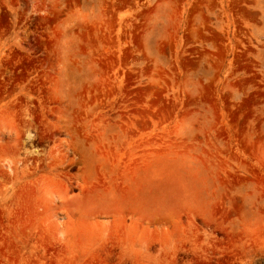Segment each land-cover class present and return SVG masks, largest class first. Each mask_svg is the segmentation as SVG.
<instances>
[{"label":"rangeland","instance_id":"obj_1","mask_svg":"<svg viewBox=\"0 0 264 264\" xmlns=\"http://www.w3.org/2000/svg\"><path fill=\"white\" fill-rule=\"evenodd\" d=\"M0 264H264V0H0Z\"/></svg>","mask_w":264,"mask_h":264}]
</instances>
